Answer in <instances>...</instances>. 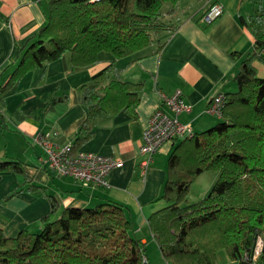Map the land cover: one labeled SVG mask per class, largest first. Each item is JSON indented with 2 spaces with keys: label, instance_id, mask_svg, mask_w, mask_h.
I'll return each mask as SVG.
<instances>
[{
  "label": "trees",
  "instance_id": "trees-1",
  "mask_svg": "<svg viewBox=\"0 0 264 264\" xmlns=\"http://www.w3.org/2000/svg\"><path fill=\"white\" fill-rule=\"evenodd\" d=\"M178 0H47L45 22L21 49L17 68L1 95L27 71L70 56L73 67L97 61L100 52L127 57L150 46L155 34L173 31L164 22ZM171 7L162 12L165 4ZM254 36L235 76L237 89L225 93L219 123L174 145L166 164V180L150 214L148 228L168 264H216L224 251L240 264H264V78L252 65H264V10L239 18ZM163 43H158L161 48ZM233 59L241 58L238 52ZM113 65L82 87L85 118L72 149L89 140L98 117L125 109L135 117L140 84L112 80ZM218 177L205 197L183 204L191 184L204 172ZM0 172L23 176L31 192L43 187L30 184L21 161H0ZM22 188L14 189L9 197ZM50 211L41 217L38 231L21 230L8 237L0 229V264H144L145 243L134 235L126 208L113 201L94 207L60 209L47 196ZM262 240L256 263L251 256L257 238Z\"/></svg>",
  "mask_w": 264,
  "mask_h": 264
},
{
  "label": "crops",
  "instance_id": "crops-1",
  "mask_svg": "<svg viewBox=\"0 0 264 264\" xmlns=\"http://www.w3.org/2000/svg\"><path fill=\"white\" fill-rule=\"evenodd\" d=\"M46 1L0 0V87L17 68L20 50L43 26ZM215 1L222 4L223 14L205 25L200 18ZM170 7L166 3L162 11ZM258 8L264 10V0H178L173 14L163 19L175 29L157 32L152 44L144 49L118 59L100 52L97 61L86 67H73L69 54L65 53L58 60L24 73L1 95L0 161L23 162L30 184L43 187V191H29V183L18 173L0 172L3 233L12 237L21 230L41 228V217L50 211L47 196L60 209L113 201L126 208L134 235L145 243V263L168 264L147 219L164 206L158 199L166 180L168 156L177 143H163L144 169L139 154L142 133L155 108L161 105L162 96H170L177 89L191 105L189 113L179 116L183 123H189L194 133L215 125L217 116L205 110L217 94L236 91L235 76L254 43L252 32L239 18L246 19ZM158 43H163L161 48ZM234 52L241 53V58L233 59L230 54ZM110 65L115 71L104 85L112 80L141 85L135 117L120 109L96 119L91 138L77 150L114 157L122 166L108 173L107 187L82 188L70 177L58 178L50 171L35 137L47 136L59 146L72 145L85 118L82 87ZM252 65L257 76L261 71L260 77L264 78V65L257 60ZM16 188L22 190L1 201ZM210 188L204 190V197ZM216 256V264H240L222 250Z\"/></svg>",
  "mask_w": 264,
  "mask_h": 264
},
{
  "label": "built area",
  "instance_id": "built-area-1",
  "mask_svg": "<svg viewBox=\"0 0 264 264\" xmlns=\"http://www.w3.org/2000/svg\"><path fill=\"white\" fill-rule=\"evenodd\" d=\"M223 14V6L213 2L201 16L205 25L211 24ZM225 96L219 93L213 97L205 112L220 116ZM191 105L183 99L182 91L177 89L170 96H162V103L157 106L149 118L147 127L142 133L139 154L143 157L141 165L146 169L152 162L154 154L165 142L177 143L183 138L192 137L194 131L189 123L179 119L180 114L189 113ZM35 143L46 155L50 171L58 178L70 177L82 188L107 187V175L113 169L120 168L122 162L111 156L73 150L72 145L59 146L47 136L37 135ZM262 240L255 241L251 256L245 254L244 259L256 263L261 252Z\"/></svg>",
  "mask_w": 264,
  "mask_h": 264
},
{
  "label": "rangeland",
  "instance_id": "rangeland-1",
  "mask_svg": "<svg viewBox=\"0 0 264 264\" xmlns=\"http://www.w3.org/2000/svg\"><path fill=\"white\" fill-rule=\"evenodd\" d=\"M209 8V7H208ZM207 8V9H208ZM163 12V11H162ZM165 12V11H164ZM174 12V11H173ZM203 15V14H202ZM201 19V18H200ZM261 71H258V77L262 76L261 75ZM261 78V77H260ZM181 115V114H180ZM179 115V116H180ZM212 115V114H210ZM216 116V115H215ZM181 121V120H180ZM221 120L219 119V116H217L216 118V121H215V124L216 123H219ZM182 122V121H181ZM217 176H218V173L217 172H213V171H210V172H204L203 174H201L197 180H195L190 188H189V192L186 196V201L183 202V204H192L194 202H197L199 201L200 199H202L204 197V195L206 193H204V190H206L207 188H210L209 186H211V184L217 179ZM213 179V181H212ZM11 193V192H10ZM10 193H7L6 196L4 198H1V201L3 199L4 200H8L10 199L9 197V194ZM89 207H94L93 205L89 206ZM40 230L37 229V227L35 226V229L32 230V231H38Z\"/></svg>",
  "mask_w": 264,
  "mask_h": 264
},
{
  "label": "water",
  "instance_id": "water-1",
  "mask_svg": "<svg viewBox=\"0 0 264 264\" xmlns=\"http://www.w3.org/2000/svg\"><path fill=\"white\" fill-rule=\"evenodd\" d=\"M144 264H147V263L144 262Z\"/></svg>",
  "mask_w": 264,
  "mask_h": 264
}]
</instances>
